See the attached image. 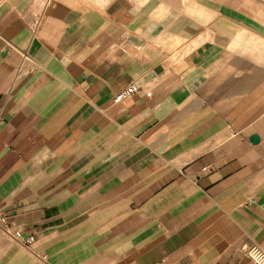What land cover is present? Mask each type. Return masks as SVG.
Wrapping results in <instances>:
<instances>
[{"label":"crops","instance_id":"1","mask_svg":"<svg viewBox=\"0 0 264 264\" xmlns=\"http://www.w3.org/2000/svg\"><path fill=\"white\" fill-rule=\"evenodd\" d=\"M253 245L264 0H0V264H256Z\"/></svg>","mask_w":264,"mask_h":264},{"label":"built area","instance_id":"2","mask_svg":"<svg viewBox=\"0 0 264 264\" xmlns=\"http://www.w3.org/2000/svg\"><path fill=\"white\" fill-rule=\"evenodd\" d=\"M138 90L139 86L136 83H131L116 94L115 101H121L125 98H128ZM11 236L26 247H31L35 240L34 235L29 234L25 236L21 229H15L13 232H11ZM246 252L256 264H264V250L260 246L253 245L247 247ZM43 257L46 258L47 256L44 255Z\"/></svg>","mask_w":264,"mask_h":264},{"label":"water","instance_id":"3","mask_svg":"<svg viewBox=\"0 0 264 264\" xmlns=\"http://www.w3.org/2000/svg\"><path fill=\"white\" fill-rule=\"evenodd\" d=\"M251 139H252L253 141L257 142V141H259V135L254 134V135L251 137Z\"/></svg>","mask_w":264,"mask_h":264}]
</instances>
